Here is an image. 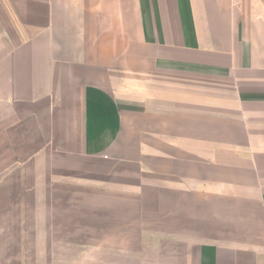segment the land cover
<instances>
[{
  "label": "crops",
  "instance_id": "crops-1",
  "mask_svg": "<svg viewBox=\"0 0 264 264\" xmlns=\"http://www.w3.org/2000/svg\"><path fill=\"white\" fill-rule=\"evenodd\" d=\"M30 240L264 264V0H0V264Z\"/></svg>",
  "mask_w": 264,
  "mask_h": 264
},
{
  "label": "rangeland",
  "instance_id": "rangeland-1",
  "mask_svg": "<svg viewBox=\"0 0 264 264\" xmlns=\"http://www.w3.org/2000/svg\"><path fill=\"white\" fill-rule=\"evenodd\" d=\"M26 242H28V246L26 245ZM60 242V243H58ZM66 245L69 244L70 246H73L74 244H80L82 245V248H86V250H88L90 248V241L89 240H82V241H68V240H64V241H43V245H42V241L40 240H30V241H19V248H23L24 246H27L29 248V250L31 251V259L33 260L32 264H61V260H62V256L63 255H58L55 254L54 255V251L55 248L57 246L55 245ZM43 248L44 250H48V252L50 253L49 256H40L38 255V253L41 251L43 252ZM77 249V248H75ZM33 254V255H32ZM66 261H71L72 263H74V260L76 262V264H78L77 261H80L81 264H89V262L86 261L87 256H65ZM24 259V256H20L19 255V264H21V261ZM65 261V262H66Z\"/></svg>",
  "mask_w": 264,
  "mask_h": 264
}]
</instances>
